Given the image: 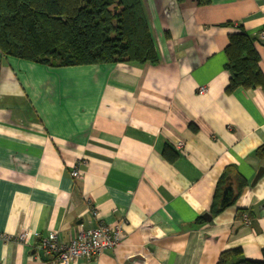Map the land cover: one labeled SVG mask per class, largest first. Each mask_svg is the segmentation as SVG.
I'll return each mask as SVG.
<instances>
[{
	"label": "crops",
	"instance_id": "1",
	"mask_svg": "<svg viewBox=\"0 0 264 264\" xmlns=\"http://www.w3.org/2000/svg\"><path fill=\"white\" fill-rule=\"evenodd\" d=\"M144 5L156 65L53 67L0 51V264H45L42 236L68 242L101 224H121V242L71 264H217L238 247L262 259L264 175L251 182L264 90L225 91V48L244 27L264 74V0ZM226 167L248 185L211 214Z\"/></svg>",
	"mask_w": 264,
	"mask_h": 264
},
{
	"label": "trees",
	"instance_id": "2",
	"mask_svg": "<svg viewBox=\"0 0 264 264\" xmlns=\"http://www.w3.org/2000/svg\"><path fill=\"white\" fill-rule=\"evenodd\" d=\"M197 3L208 5L211 0ZM256 40L242 26L230 34L225 48V69L230 75L227 93L239 88L264 90ZM0 51L53 67L159 62L144 0H0ZM169 152L165 148L163 156L173 161L176 155ZM254 155L264 161V143ZM232 172V167H226L219 178L211 214L234 203L248 185L242 175ZM230 183L235 186L233 198L221 206L223 190ZM217 264H264V248L261 260L244 257L238 247L223 251Z\"/></svg>",
	"mask_w": 264,
	"mask_h": 264
},
{
	"label": "built area",
	"instance_id": "3",
	"mask_svg": "<svg viewBox=\"0 0 264 264\" xmlns=\"http://www.w3.org/2000/svg\"><path fill=\"white\" fill-rule=\"evenodd\" d=\"M264 36V30L261 33ZM203 92L204 88H200ZM75 178L80 177L79 169L71 172ZM245 222L249 221L246 214L243 215ZM29 231L24 230L18 235V239L26 242ZM121 224H101L95 228L81 230L70 241H63L55 231L49 232L40 238L38 249L47 257L45 264H71L79 258L92 259L106 249L115 248L121 242Z\"/></svg>",
	"mask_w": 264,
	"mask_h": 264
},
{
	"label": "water",
	"instance_id": "4",
	"mask_svg": "<svg viewBox=\"0 0 264 264\" xmlns=\"http://www.w3.org/2000/svg\"><path fill=\"white\" fill-rule=\"evenodd\" d=\"M264 175V166H261L258 171L256 172L255 177L253 178L251 185H255L257 183V181ZM234 195V188L232 183L228 184L224 190H223V195L220 201V205L221 206H225L226 204H228L231 199L233 198ZM205 217L207 218V220H210V215L206 214Z\"/></svg>",
	"mask_w": 264,
	"mask_h": 264
}]
</instances>
